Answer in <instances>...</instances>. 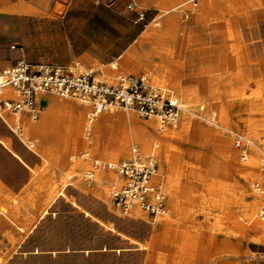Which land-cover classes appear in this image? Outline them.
Segmentation results:
<instances>
[{
    "label": "rangeland",
    "instance_id": "1",
    "mask_svg": "<svg viewBox=\"0 0 264 264\" xmlns=\"http://www.w3.org/2000/svg\"><path fill=\"white\" fill-rule=\"evenodd\" d=\"M71 1L53 0L54 13L62 14L66 9L70 10ZM81 1L79 3H82L80 6L84 12L87 7L99 8L100 18L92 13L89 18H80V21H74L75 23L74 18H69L70 22L64 25L73 26L75 32L82 28L85 36L82 40L83 46L93 51L95 55L75 57L69 65L77 64L82 69L94 68L96 74L106 80H113L116 75L122 73H142L147 77L148 75L143 71L144 65L131 64L137 71H125L124 54L141 41V32L159 13V7L146 5L143 0H112L106 4L104 0ZM42 2L45 8H50L48 0ZM165 3L169 4V1ZM128 4H132L133 7H127ZM34 13L33 0H0V67L19 58L18 51L11 48L13 43L21 44L24 58L35 63L34 58L39 50L35 38L38 18H19L20 15L32 16ZM207 13H209L208 18H232L236 36L231 38L223 36L217 41L208 29L193 19L194 17L189 16L188 18L191 17L192 20L188 19L187 11L182 13L180 11L177 13L176 39L162 37L159 46L160 55L166 58L171 66L180 64L185 73L191 74L184 84L199 87L196 90L204 104L225 106L231 100L225 97L223 91L228 90L231 83L217 84L216 81L208 80L209 76L218 72L209 67L210 59L215 54L214 49L218 43L222 45L223 53L232 54L230 44L241 45L238 35L242 43L247 45V51L252 57L255 56V50L264 54V0H215L213 7L207 9ZM103 14L105 18H101ZM139 14L143 16L141 19H138ZM189 27L193 36L191 41L187 38ZM61 28L63 29V26ZM134 53L139 56L142 51L140 49ZM6 60L9 62L6 63ZM111 60H117V69L108 67V62ZM151 61L165 62L164 59L157 57L149 58V62ZM257 61L261 62V67L252 64L253 68L248 69V63L244 60V75L253 80H262L264 84V65H262L264 58L255 62ZM177 71L181 75V69ZM226 71L233 73L234 65L226 67ZM147 78L152 85L164 88L179 97L182 104L184 103L181 94L175 93L172 79L157 83ZM199 78L208 81L199 82ZM250 85L244 86L242 97L251 96L255 85L253 83ZM262 90L264 96V86ZM43 102L47 103L46 98ZM202 106L203 109L195 108L190 117L206 134H201L198 130L194 133L192 130L181 131V136L171 139L178 147L182 165L173 166L166 177L178 188L175 198L180 200L187 212L179 216L172 215L167 203L169 193L162 181H154L165 196L168 212L164 215L170 217V224L164 227L157 221L160 216L149 215L137 208L147 224L154 226L153 230L148 229V225L146 228L130 230L122 224L121 221L127 218V213L121 212L112 204L107 185L108 182L115 183L118 180L117 173L104 167L93 169L91 165L93 159L120 162L130 156L116 160L104 159L99 154L91 152L82 156L83 148H79L71 155L73 158L69 159L68 150L63 149L56 142L51 131L37 136L38 140L34 143L18 139L21 136L15 131L13 133L15 139L12 141L11 149H8L11 153L0 150V181L7 190L5 192L11 196L21 197L18 223L21 224L26 215L38 221L45 215L47 218L36 224V227L32 228V233H27L30 224L22 228L20 225L0 227V264H264V243L252 240L249 234L240 236L242 233L234 231L232 221L229 219L232 215L238 216L235 206L233 207L236 202L232 200L237 196H239L237 202L241 199L252 201L259 193L261 194L259 198L263 201L259 207L264 205V180L261 178L260 160L264 152L262 143L264 124L260 121L258 140L253 142L249 139L250 135L237 131L236 127L232 126L241 119H247L249 117L247 112L242 110L236 112L232 107L227 118L228 124L225 125L214 113L213 117L204 115L205 105ZM87 108L89 110V107ZM112 109L123 113L128 111L119 106H112ZM129 111L134 113L138 121L153 118L159 123L154 116L143 118L133 110L129 109ZM181 111L174 121L162 127L174 128V125L179 123ZM27 115L18 114L17 122L15 121L16 125L21 127L18 131H21L22 137L25 138L27 135H24L26 133L23 120L29 119L35 123L34 120L37 121L40 117L39 114L36 119H31ZM7 130V127L3 128L0 134L5 135ZM85 132L89 133V130L85 129ZM236 135H242L250 142L245 160L240 158L233 144ZM131 146H135L134 143L129 144V155ZM139 151L144 154L150 153L141 148ZM252 155L257 157L258 177H253L246 168ZM77 160L85 161V164L73 165L70 170L65 168L67 162L75 163ZM156 163L155 173L158 170L157 157ZM86 170H91L92 173L102 170L105 175L111 174V177L103 176L104 178L101 179L106 187L104 195L108 204L104 201L96 202L92 197L95 177L94 174L91 178L84 175ZM67 173L70 175L68 176ZM74 175L79 178L72 179ZM256 181L262 184L259 191L254 188ZM83 185L87 190H81ZM0 191V194L4 192V190ZM187 191H194L192 198L185 197ZM203 192L209 198L226 197L229 202L223 207V211L225 214L228 213L227 220L222 216L215 218L202 211L199 199ZM28 196H33L34 204L25 201ZM72 202L79 203L95 216L75 211L71 206ZM211 226H213V235L209 231ZM6 232L13 235L12 242L5 238ZM22 235L26 236L25 240L17 244ZM124 245L127 246L125 250L122 249ZM35 249L39 252L34 253ZM15 250L16 252L13 253Z\"/></svg>",
    "mask_w": 264,
    "mask_h": 264
},
{
    "label": "bare ground",
    "instance_id": "2",
    "mask_svg": "<svg viewBox=\"0 0 264 264\" xmlns=\"http://www.w3.org/2000/svg\"><path fill=\"white\" fill-rule=\"evenodd\" d=\"M145 1L146 4L158 6L159 13L147 25L146 29L141 34V41H139V44L142 54L136 56L134 51H130V55L135 58L133 65H144L143 71H145L148 75L147 77L153 81L160 83L165 79L173 80L174 91L176 94H181V98L184 102L182 104L183 107L181 109L182 113L179 123L174 125V128H170L162 127L155 119L150 117L147 121H138L134 113L129 111V109H127L128 111L124 113L117 112L112 109V106H106L100 112L91 117L89 115V110H87V107L89 106L86 103L77 100L73 101L71 99L65 100L52 94H47L45 96L47 103L41 110L39 119L37 121L34 120L35 123L31 122L29 119L23 120L22 124L25 126L26 134L24 135H27L26 138L22 137L23 133L21 131H16L15 126H17L16 119L18 114L13 117H7L3 115H8L9 113L7 111L0 112V132L3 131V128H8L5 135L0 134V150L9 151L8 149H11L12 141L15 139L13 136L15 131L18 136H21L18 137V139L30 142L32 141L33 143L38 140L37 136L45 135L48 133L47 131H51L56 142L63 147V149L68 150L69 159L73 158L71 155L75 153L77 149L83 148V152L81 153L82 156L91 152L93 154H99L101 157H104V159L116 160L120 157L130 156L128 153L129 144L134 143L138 149L141 148L146 152L154 154L155 158L157 157L158 170L154 173L152 179L155 182H163L164 188L169 193L167 201L169 210L172 215L179 216L181 213L187 212V209L181 204L180 200L175 198V192L178 191V188L173 183L168 181L166 177L168 171L173 166L181 164L182 161L181 157L178 155V147L172 143L171 139L181 136V131L187 132L192 130L194 133L198 130L201 134H206L204 133L202 127L195 123L190 117V114L195 108L203 109V104L205 105V109L203 110L204 115L206 114L208 117H213L212 114L214 113L217 117H219L218 120L222 121L225 125L228 124L227 118L232 107L235 108L236 112H240L241 110L247 112L249 114L247 119H241V121L236 122L232 126L236 127L237 131H242L245 134L250 135L251 138L249 139L251 141H257L260 123L262 122L264 124V96H262L264 84L262 83V80H253L252 78L244 75L243 63L244 60L247 61L248 69L253 68L252 64H256L257 67H261V62L255 61L264 58V54L263 52L255 50V56L252 57L251 53L247 51V45L242 43L239 35L237 38L239 39L241 45L235 46L234 43L230 44V50L232 51V54L230 55L228 53H223L224 51L222 45H219L218 43L214 49L215 54H213L209 63V67L216 69L218 72L209 76L208 80L216 81L217 84L231 83V87L228 90L223 91L225 97L229 98L231 101L227 102L225 106H220L221 104L218 106L213 104L211 105L209 103L204 104L196 90L199 87L195 88L184 84L187 77L191 74L185 73L182 65L181 67L180 64H173V66H171L166 58L161 57L159 46L162 41V37L166 36L172 40L176 39V33L178 31L177 13L180 11L181 13L183 11H187V18L189 16L194 17L193 19L196 22H199L202 27L208 29L212 37L216 38L217 41H220L223 36H228L229 38L236 36L234 32V20H232V18H208L209 13H207V9L213 7L215 0H165L169 1V4L165 3L164 0ZM188 19H191V17ZM190 32L191 28L189 27L187 32V38L189 41L193 39ZM150 38L153 40L151 41ZM148 57L162 58L165 62H149ZM230 65H234L233 73L226 71V67L228 68ZM262 65H264V61H262ZM108 67L117 69L118 63L116 61H112L108 64ZM178 69H181V75L177 71ZM125 71L137 70L131 65L126 68ZM103 75L106 76V74ZM208 80L199 78V82ZM251 83L255 85L251 96H245V98L242 97L244 94V86H248ZM177 98L179 99V97ZM85 129L89 130V133H86ZM30 136H33V138H30ZM262 143L264 144V141ZM82 164H85V161L77 160L75 163L67 162L65 168L70 170L73 165ZM256 167L257 157L252 155L249 162L246 164V168L249 170L251 175L253 174V177H258L259 174L256 171ZM101 171L102 170H97L95 173H92L95 177L93 190L94 194L92 197L96 202L104 201V203L108 204L107 197L104 195L106 187L101 179L104 178L103 176L108 177L110 175L111 177V174L105 175ZM87 172L88 171L86 170L84 175H86ZM164 173L166 174L164 175ZM67 175L69 176L70 174L67 173ZM117 176L118 180L115 183L120 182V176L116 174V178ZM74 178L78 179L79 176L74 175L72 179ZM258 180H260V178ZM0 190H4V192L0 194V227H4L6 225H20L22 228L30 224L27 227V233H32V228L36 227V224L43 222V220L47 218L45 215L38 221V219L35 220L29 215H26L23 218V222L21 224L18 223L20 218L18 215L20 207L19 201L21 197L17 195L11 196L8 192H5L6 189L1 181ZM81 190L85 191L87 188L83 185ZM193 195L194 191H187L185 193L186 198H192ZM259 196H261V194L258 193L257 198L252 201H244L241 199L237 202V198H239V196L233 198L232 200L234 203L236 202L233 204V207L235 206L238 212L237 217L232 215V217L229 218V216H227L228 213H224L223 207L227 202H229L226 197L221 199L209 198L203 192L199 199V206L202 211L209 215H213L215 218L220 216L226 218V220L229 218L234 226V231L236 230L235 232L242 233L240 236L244 237L246 234H249L252 240L264 243V218H261L258 215V211L260 209L259 206L263 203V201L259 198ZM25 201L32 204L35 203L33 196L26 197ZM71 206L75 211H81L84 215L92 217L95 216L89 213L90 211L85 210L77 202H72ZM6 208L8 209L5 210ZM157 216H160L157 221L161 225H164V227L170 224L169 216ZM126 217H124L126 219H123L121 222L130 230L146 228L148 225L147 221L139 213L137 208H132L127 213ZM33 223H35V225ZM152 228L154 229V226L148 225V229ZM209 231L211 235L214 234L213 226L209 227ZM4 236L8 241H13V235L10 232H6ZM25 237V235H22L18 239L17 244L22 243L25 240ZM126 247L124 245L122 249L125 250L127 249ZM15 252L16 250L13 253ZM38 252V249L34 250V253Z\"/></svg>",
    "mask_w": 264,
    "mask_h": 264
},
{
    "label": "built area",
    "instance_id": "3",
    "mask_svg": "<svg viewBox=\"0 0 264 264\" xmlns=\"http://www.w3.org/2000/svg\"><path fill=\"white\" fill-rule=\"evenodd\" d=\"M112 0H104L110 3ZM99 2V0H96ZM127 7L132 8V4ZM142 14L138 15L141 19ZM11 48L19 53L15 61L0 67V112L11 115L28 114L36 119L46 103L43 99L52 94L63 99H74L89 106L93 117L106 106H119L133 110L138 116H154L162 126L174 121L182 109L181 101L164 88L152 85L142 73H122L113 80L100 78L94 68L82 69L77 64L61 65L55 62L32 63L24 58L21 44L13 43ZM16 131L21 127L15 126ZM241 159H247L250 142L242 135L233 140ZM261 178L264 180V152L260 156ZM92 168L102 166L115 171L120 182H108L110 200L121 212L128 213L138 208L149 215H164L168 212L165 196L160 186L153 181L157 168L152 153L144 154L131 146L130 157L120 162L93 159ZM92 177L91 170L86 173ZM259 191L262 184L254 182ZM258 215L264 218V206Z\"/></svg>",
    "mask_w": 264,
    "mask_h": 264
},
{
    "label": "crops",
    "instance_id": "4",
    "mask_svg": "<svg viewBox=\"0 0 264 264\" xmlns=\"http://www.w3.org/2000/svg\"><path fill=\"white\" fill-rule=\"evenodd\" d=\"M42 1L43 0H33L35 8L34 15L19 16V18H38L36 22L37 30L35 38L36 44L39 45V50L34 58L35 63L55 62L61 65H68L75 57L95 55L93 51H90L83 46L82 40L85 39V36L82 32V28H80L79 31L75 32V28L73 26L68 25L65 27L64 24L70 22L68 20L69 18H74L75 20H73V22H79L80 18H89L92 13L97 18H100V9H89L87 7V10L84 12L80 6L82 4V1L72 0L70 3V10L66 9L64 13L56 14L53 11V0H48L50 4L49 9L43 6ZM79 1L81 2L79 3ZM143 2L146 4L145 0H143ZM101 18H105L104 14L101 15ZM151 21H149V23ZM61 26H63V29L61 28ZM143 31L141 32V34L143 33ZM140 49L141 48L138 43L136 46H133L125 52V60L123 61V63L125 64V69L131 66L135 59L132 55H130V51L138 52ZM12 53L15 54V52ZM112 61L117 62V60H111L110 62ZM5 62L8 63L9 60H6ZM110 62H108V64Z\"/></svg>",
    "mask_w": 264,
    "mask_h": 264
}]
</instances>
